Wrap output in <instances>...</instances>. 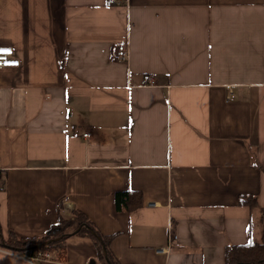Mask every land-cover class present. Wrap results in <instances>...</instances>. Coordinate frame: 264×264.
<instances>
[{"label":"crops","instance_id":"obj_1","mask_svg":"<svg viewBox=\"0 0 264 264\" xmlns=\"http://www.w3.org/2000/svg\"><path fill=\"white\" fill-rule=\"evenodd\" d=\"M0 46L20 60L0 68V238H43L62 209L118 264H225L261 241L264 0H0ZM125 191L142 205L118 210ZM61 238L65 259L36 264H99L93 238Z\"/></svg>","mask_w":264,"mask_h":264},{"label":"trees","instance_id":"obj_2","mask_svg":"<svg viewBox=\"0 0 264 264\" xmlns=\"http://www.w3.org/2000/svg\"><path fill=\"white\" fill-rule=\"evenodd\" d=\"M1 174V173H0ZM3 176L0 175V188L3 187ZM247 203V202H245ZM249 204V203H248ZM116 205L118 210L131 212L132 210L140 207V199L137 192L125 191L116 194ZM58 217L54 224L49 227V230L43 238H19L13 233L7 239L0 238V248L4 244L10 250L22 252L26 255H35L36 253L53 254L52 259L60 260L65 259L66 238H61L64 235L75 231L78 226L83 228L77 234L88 235L94 239L98 246V263L109 264L106 261L103 253L102 244L107 246L108 256L111 263L118 264L110 253L108 244L111 243L113 237H106L102 235L89 217L79 210H74L71 216L66 217L62 213V209L57 211ZM263 222H264V208H263ZM55 240L53 243L44 245L45 243ZM264 264V231L262 239L259 242L251 241L247 244L234 245L227 248L225 264Z\"/></svg>","mask_w":264,"mask_h":264},{"label":"built area","instance_id":"obj_3","mask_svg":"<svg viewBox=\"0 0 264 264\" xmlns=\"http://www.w3.org/2000/svg\"><path fill=\"white\" fill-rule=\"evenodd\" d=\"M113 59L117 62H126L129 58V48L127 43L123 44H117L114 47L113 50ZM20 66V60L15 58V53L13 48L6 47V46H0V67H6V68H18ZM145 81L151 85H156V80L151 75H146L144 77ZM86 137H90V134L85 135ZM173 228L170 227L169 230V242L171 244L177 243L178 237L177 234H175L173 231ZM44 258L47 260L51 259L50 254H45ZM40 260V257H34L32 259V262L36 264L37 261Z\"/></svg>","mask_w":264,"mask_h":264},{"label":"water","instance_id":"obj_4","mask_svg":"<svg viewBox=\"0 0 264 264\" xmlns=\"http://www.w3.org/2000/svg\"><path fill=\"white\" fill-rule=\"evenodd\" d=\"M81 228H82V226H79V227L74 231V233H72V234H68V235H65V237H68V236H70V235H74V234L78 233V232L81 230ZM50 243H53V241H49V242H47V243H45V244L47 245V244H50ZM103 253H104V255H105V258H106L107 262H108L109 264H112L111 261H110V259H109V257H108V252H107V248H106L105 244H103ZM240 264H244V263H240Z\"/></svg>","mask_w":264,"mask_h":264},{"label":"bare ground","instance_id":"obj_5","mask_svg":"<svg viewBox=\"0 0 264 264\" xmlns=\"http://www.w3.org/2000/svg\"><path fill=\"white\" fill-rule=\"evenodd\" d=\"M0 68H6V67H0ZM33 258H34L33 255H32V256L30 255L29 257H27V259H29V261H30L31 263H33V262H32V259H33Z\"/></svg>","mask_w":264,"mask_h":264},{"label":"rangeland","instance_id":"obj_6","mask_svg":"<svg viewBox=\"0 0 264 264\" xmlns=\"http://www.w3.org/2000/svg\"><path fill=\"white\" fill-rule=\"evenodd\" d=\"M8 237H10V235L8 234ZM28 256H30V255H28Z\"/></svg>","mask_w":264,"mask_h":264}]
</instances>
